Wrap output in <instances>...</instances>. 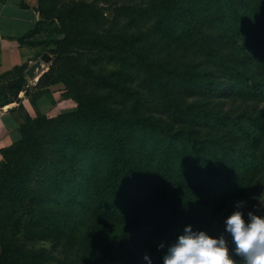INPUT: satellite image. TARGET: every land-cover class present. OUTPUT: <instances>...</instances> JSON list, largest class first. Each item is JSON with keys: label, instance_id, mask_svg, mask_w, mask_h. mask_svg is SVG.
I'll use <instances>...</instances> for the list:
<instances>
[{"label": "trees", "instance_id": "trees-1", "mask_svg": "<svg viewBox=\"0 0 264 264\" xmlns=\"http://www.w3.org/2000/svg\"><path fill=\"white\" fill-rule=\"evenodd\" d=\"M141 1L139 23L165 37L139 47L137 34L75 28L71 18L93 12L83 3L39 0L40 19L62 23L41 40L46 52L120 60L107 74L79 69L83 94L63 95L76 107L21 124L2 149L0 264H39V231L79 239L88 262L114 250L121 264H147L145 253L162 264L186 225L213 233V213L264 184V0ZM28 66L0 74V112L29 89Z\"/></svg>", "mask_w": 264, "mask_h": 264}, {"label": "rangeland", "instance_id": "rangeland-1", "mask_svg": "<svg viewBox=\"0 0 264 264\" xmlns=\"http://www.w3.org/2000/svg\"><path fill=\"white\" fill-rule=\"evenodd\" d=\"M70 2H80L84 4L87 10H93L90 16H79L77 15L74 19H70V23L77 29L88 30L89 32H95L99 34H106L108 36H113L114 34H126L130 32L137 34L138 36L134 39V42L139 47L146 45H152L157 41H161L165 37V33L161 28L148 29V27L139 23L138 12L143 4L141 0H68ZM183 3H187L189 0H181ZM128 4H133V9L128 13L121 14L120 8L127 6ZM123 11V10H122ZM81 18V19H78ZM42 23L38 26L39 33L37 34V39L39 43L35 46L40 48V53L38 58H41L43 53L46 52V46L41 42L42 39L46 38L50 33H55L54 36H61L63 33L62 23L51 15L44 14L41 16ZM143 26V28H141ZM144 35V39L140 38ZM142 40V41H140ZM51 60L48 62H43L44 67L34 78H30L37 83V85H49L56 83L59 78L66 74H72L70 77L71 85L67 87L62 83L61 95H82L81 86L79 84V78L77 72L80 69L84 70L87 66L93 70L89 73H95L96 71L105 70L106 72L115 70L114 64L115 60H120V57L116 59L115 54L111 52H73L68 55H59L56 53H50ZM29 65V64H28ZM108 67V69H106ZM87 69V68H86ZM90 70V71H91ZM100 73V72H99ZM27 76V75H26ZM61 83V82H60ZM7 83H4V86ZM31 83H29V77H27V85L25 88H31ZM93 89L90 85L88 91ZM87 91V92H88ZM69 105L75 108L77 103L74 98ZM57 110V109H56ZM57 111H52L50 117H55L59 113ZM77 133V131H76ZM77 135V134H76ZM56 158L59 157L58 154L55 155ZM239 200L245 201L244 210L260 211L264 212V184L252 187L250 190L246 191L245 196H240L234 198L231 201L226 202L223 207L219 208L215 213L212 214V219L214 223V232L218 234L223 229V219L231 211L234 210L236 202ZM80 216V215H77ZM50 221V219H47ZM36 242L32 239L29 246H34L35 250H39L42 247L47 248L44 255H35L34 259L39 261V264H121L124 260L120 256H117L114 250L109 251V255L105 256L102 262H88L85 257H83V247L80 244V240H71L66 238L63 243H58L56 237L49 234L43 235L44 232L39 231ZM22 240V237H19ZM75 241V242H74ZM43 261V262H42ZM136 264V263H128ZM140 264V263H137Z\"/></svg>", "mask_w": 264, "mask_h": 264}, {"label": "crops", "instance_id": "crops-1", "mask_svg": "<svg viewBox=\"0 0 264 264\" xmlns=\"http://www.w3.org/2000/svg\"><path fill=\"white\" fill-rule=\"evenodd\" d=\"M38 5L39 0H0V74L38 59L40 48L28 43L37 35L26 38L24 43L19 41L36 27L40 19ZM29 83L32 87L20 93V101L13 103L14 110L0 112V168L5 163L2 149L21 137V124L43 113L51 115L52 111L59 113L73 107L69 105L72 99L60 94L62 83L42 86L30 78Z\"/></svg>", "mask_w": 264, "mask_h": 264}, {"label": "clouds", "instance_id": "clouds-1", "mask_svg": "<svg viewBox=\"0 0 264 264\" xmlns=\"http://www.w3.org/2000/svg\"><path fill=\"white\" fill-rule=\"evenodd\" d=\"M244 204L236 202L218 234L186 225L167 245L162 264H264V212H245ZM144 259L153 264L149 254Z\"/></svg>", "mask_w": 264, "mask_h": 264}, {"label": "water", "instance_id": "water-1", "mask_svg": "<svg viewBox=\"0 0 264 264\" xmlns=\"http://www.w3.org/2000/svg\"><path fill=\"white\" fill-rule=\"evenodd\" d=\"M51 60V55L48 52L43 53L41 58H38L33 63H31L26 69V75L29 78H34L37 72L41 71L44 67L43 62H48Z\"/></svg>", "mask_w": 264, "mask_h": 264}]
</instances>
